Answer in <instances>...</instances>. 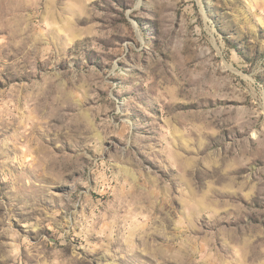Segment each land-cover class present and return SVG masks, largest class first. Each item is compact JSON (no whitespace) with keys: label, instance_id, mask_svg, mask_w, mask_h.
<instances>
[{"label":"rangeland","instance_id":"374dc122","mask_svg":"<svg viewBox=\"0 0 264 264\" xmlns=\"http://www.w3.org/2000/svg\"><path fill=\"white\" fill-rule=\"evenodd\" d=\"M0 264H264V0H0Z\"/></svg>","mask_w":264,"mask_h":264}]
</instances>
